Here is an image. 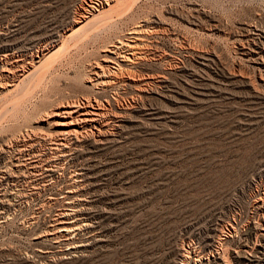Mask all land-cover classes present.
Instances as JSON below:
<instances>
[{
    "label": "rangeland",
    "instance_id": "rangeland-1",
    "mask_svg": "<svg viewBox=\"0 0 264 264\" xmlns=\"http://www.w3.org/2000/svg\"><path fill=\"white\" fill-rule=\"evenodd\" d=\"M127 44L135 63L105 50ZM42 48L30 74L7 70ZM263 48L264 0H0V264H264ZM104 56L128 84L90 86ZM86 96L123 115L105 144L46 185L2 178L16 142H49L57 107ZM73 177L90 227L68 237L88 244L60 255L51 198Z\"/></svg>",
    "mask_w": 264,
    "mask_h": 264
},
{
    "label": "bare ground",
    "instance_id": "bare-ground-1",
    "mask_svg": "<svg viewBox=\"0 0 264 264\" xmlns=\"http://www.w3.org/2000/svg\"><path fill=\"white\" fill-rule=\"evenodd\" d=\"M101 18H102V16H101ZM77 22L81 23L82 21H80V20L75 21V23H77ZM85 22H86V20L83 21L82 24L85 25ZM139 29H137V31H135L134 33H137V32L141 33V31L143 29L142 28H139ZM135 39L140 40V38L136 37V36H135ZM141 42H143V41H141ZM127 46L130 49L129 54L132 55L131 57H129L127 54H123L122 52H118L117 50H112V49H108V48L105 50L109 51L110 53H113V54L115 53V55L119 59H121V61H123L126 64L135 63L136 59L142 57L143 52L140 50H137V48L133 47V45L127 44ZM250 50L251 51H249V55L251 56V59L253 61L254 60L258 61V57L254 56L255 55L254 53H256L259 50H257V51L252 50V49H250ZM46 52H47V50H45V48H42V49L37 50L35 53H31L29 55L25 54L20 58H17V56L15 59L10 58L11 60L9 63V67H6V68H7V70L12 69V71L17 76L23 77V76L31 73V71L34 69V67H36V64L42 60L43 56H45ZM257 54H259V53H257ZM20 55L21 54H19V56ZM116 56H114V57H116ZM104 57L105 58L101 59L103 62H99L96 64L93 63L94 65L93 66L91 65V68L89 69L90 71H89V76H88L89 77L88 82H89L90 86L94 87V88L103 89V88H106V87H109L112 85L121 86V85L128 84L125 81L126 78H122L123 76L122 77L120 76V74L122 73V71H121L122 67L120 65H118L116 68L111 67L110 63H114V58L111 56H104ZM258 62H260V61H258ZM95 97L94 98H92V97L84 98L83 102L80 101V102H76V103H73V102L70 103L69 102V103H65V104H61V105L58 104L59 106L57 108L59 109L58 110L59 112H57V115L59 113V114L63 115L65 119L63 121H56V123H53L55 126L53 128L51 127L52 129L50 131L52 133V135H51L52 139L49 140L47 138L49 141V142H47L45 140V138H42L40 136L36 137V136H34V134L32 136L27 134V139H26V137H24L25 139L23 140L22 143L18 144L16 142L17 152L15 154H13V158H12L13 159V163H12L13 170L7 171L8 169L7 170L4 169L3 171H1L2 178L6 179L7 181H10L12 183H13V181L23 179V180L31 181L32 183L34 182V184L41 183V185H46L48 181H51V180L53 181V180L58 179L59 175H56L57 168L59 167V165L61 164V162L63 160L71 159L74 156H77L78 154H80V155L82 154V151H83L82 147H83L84 143L87 144L86 142H89L94 146L101 145L103 143L105 144L109 140V135L111 134V131H112V128L109 126V125H111V124H109V122L115 121L114 126L117 129L121 125V121L123 120L122 119L123 115L121 112L110 113L109 110L102 103V101L95 98ZM54 114H56V112ZM41 120H42V118H41ZM53 122H55V121H53ZM51 123H52V121L48 124H51ZM113 129H115V128H113ZM50 132H48V135ZM43 137H44V135H43ZM36 141L45 142L44 144L46 145V147H45V149H43V151L39 152L37 149L34 148L33 144ZM44 144H43V148H44ZM35 145H36V143H35ZM26 146H27V148H26ZM4 148H0V153H2L4 151ZM40 149H42V147H40ZM10 156H11V154H10ZM10 166H11V164H10ZM59 170L60 169H58V171ZM79 172H81V171H79ZM76 173H78V172H76ZM69 175L71 176L70 173H69ZM75 175H77V174H75ZM74 177H77V176H74ZM74 177L70 179L69 183L65 184V188H64L65 190L64 191L62 190L63 192H62V196L60 198H58L61 195L60 192L58 193V195H59L58 197L52 196V198H51L53 200H56V201H59L62 203V208H61L62 210L55 215L54 219L52 220V223H49V224H51V227H50V231H48L49 232L48 233L49 239L51 240L50 243H52V245H53L52 248H55V249L57 248V251L56 250L55 251L57 254H60V255L72 254L71 249H72V251H74V250L76 251L77 248L80 249V247L82 248L86 244H88V238H86L85 240L83 239L84 240L83 243H79V244L76 243L75 244L74 242H76L77 240L76 241L70 240V238L68 237L70 234L71 235L74 233L77 234L80 231L88 230V228L90 227L89 224L86 223L87 221L85 222V220L81 219L82 216L85 217V215H82V213H83L82 209L83 208L79 207L82 199L78 198V196H77V194L79 192L78 188H81V187L77 186L78 184L76 181H78V179L76 178L77 179L76 180V179H74ZM54 182H56V181H54ZM79 183H81V182H79ZM15 185H17V184H15ZM36 186H38V185H36ZM29 187H30V184H29ZM40 187H42V186H39V188ZM33 188H35L33 190V192H28V193H31V195L29 194L30 196H32V193L37 192V190H38V188L35 186ZM26 190H28V189L26 188ZM17 194H18V192H17ZM2 196L3 197L5 196L4 190H3ZM26 196H28V195L22 194L21 197H26ZM30 196H28V197H30ZM5 200H7V198ZM8 200H9V198H8ZM8 204H10V203H8ZM1 206H2V204H1ZM55 213H56V211H55ZM263 230H264V228H263ZM84 233H85V231H84ZM58 237H60L64 240V242H62V244H64V246H65V244L66 245L70 244L71 246H68L70 248L63 247L62 245H56V239H58ZM39 251L44 256L47 253V251H43V250L42 251L39 250ZM50 252H51V250H50ZM72 256H74V255H72ZM70 257H71V255H70Z\"/></svg>",
    "mask_w": 264,
    "mask_h": 264
}]
</instances>
